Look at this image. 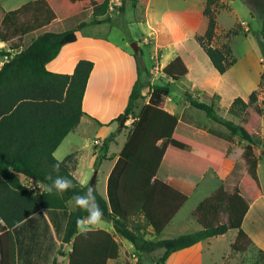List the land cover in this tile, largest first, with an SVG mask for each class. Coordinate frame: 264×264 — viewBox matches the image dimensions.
<instances>
[{
    "label": "trees",
    "instance_id": "trees-1",
    "mask_svg": "<svg viewBox=\"0 0 264 264\" xmlns=\"http://www.w3.org/2000/svg\"><path fill=\"white\" fill-rule=\"evenodd\" d=\"M244 1L253 11L254 0ZM137 2L146 6L149 0ZM109 6L110 0H35L2 14L1 41L16 37L21 42L25 36H33L12 57L7 53L0 67V264H31L26 260L21 262L23 237L19 236L30 230V240L39 250V239L47 235L50 224L55 234L60 235L58 253L63 255L61 249L70 244L66 264H107L119 257L120 243L114 235L102 229L92 230L87 235L78 231L77 218L85 213L75 207L68 208V203L75 192L82 194L87 187L73 176L76 162L71 159L74 153L62 161L53 155L81 117L87 116L82 110V99L93 63L80 60L71 75L52 73L45 68L62 46L76 41V30L87 25L110 23ZM215 6V0H206L202 11L207 19L206 29L202 36L195 37V41L213 69L223 75L235 64V59L227 46H211L216 31V16L212 9ZM86 10L91 11V20L79 23L73 29L63 30L59 22L54 23L56 19L63 20ZM119 11H123L122 6ZM102 16L106 17L99 19ZM262 26L264 59V17ZM133 57L137 77L123 113L111 123L116 122L123 128L128 117L134 115L138 101L144 98V90L148 100L141 105L136 120L131 123L127 141L108 176L106 199L95 191L104 213L103 220L112 224L115 233L129 242L136 252L150 254L161 249L155 264H165L172 253L224 235L229 230L236 231L231 252L243 253L254 247L242 228V221L250 205L262 196L257 173L258 146L253 134L263 111L255 105L256 92H252L247 101L236 97L229 104L227 111L240 120L238 124L218 115L211 102L185 93L191 107L224 127L230 138L238 137L246 143L241 155L246 172L231 192L221 184L194 208L191 216L200 226L199 230L172 239L151 240L161 234L187 199L184 191L175 186L176 182L201 179L208 170L217 173L231 151L225 141L182 127L178 117L165 110L172 83L188 73L180 57L163 67L162 74L168 79L165 84H150L139 53ZM261 104L264 106V99ZM114 134L103 140L95 159V169L104 159L102 154L106 153ZM57 162L59 173H54L52 166ZM161 167L167 168L169 173H182L186 178L163 183L156 178ZM49 173L67 176L76 188L59 196L55 191L41 190L35 194L24 187L23 180L50 184L51 181L46 180ZM222 213L226 214L224 223L220 220ZM257 256L253 264H264V251L257 249Z\"/></svg>",
    "mask_w": 264,
    "mask_h": 264
},
{
    "label": "rangeland",
    "instance_id": "rangeland-1",
    "mask_svg": "<svg viewBox=\"0 0 264 264\" xmlns=\"http://www.w3.org/2000/svg\"><path fill=\"white\" fill-rule=\"evenodd\" d=\"M215 1L216 6L212 9L216 16V31L211 46L217 48L227 46L235 59V64L223 75L213 69L195 41V37L202 36L206 29L207 19L202 14L206 0H149L146 6H140L137 0H126L124 3L120 1V4L113 6L112 10L114 30L111 39L119 45H125L132 53L131 43L137 44L139 57L142 66L147 70L150 84L167 83L168 79L162 74L164 65L175 57L183 60L188 73L172 83L164 108L167 112L180 116L183 122L192 127L212 131L229 145L234 167L230 175L222 181L227 192L233 190L246 172V165L241 157L246 143L238 137L230 138L224 127L207 119L202 111L191 107L184 95L187 93L201 101L211 102L218 115L238 124L240 120L227 111L229 104L236 97L247 101L249 95L256 92L255 105L262 108L263 114L255 128L253 140L258 146L256 155L260 165L257 173L262 189V204H264V154L262 153L264 152V106L261 104L264 99V59L261 52L264 0H254L253 3L256 5L253 11L252 6L250 7L244 0ZM120 5L123 7L121 12ZM145 91H143L144 98L138 101L134 115L128 117L124 127L131 128L139 108L147 102L148 95ZM97 130L95 124L82 123L77 132L70 134L57 153L63 159L66 153L61 152H68L69 148L77 151L74 152L71 161L76 164L79 161L82 175L89 179L86 184H91L95 172H91L88 167L90 156L100 153L102 147V141L95 138ZM102 155L105 157L104 154ZM219 179L211 172L205 180L191 178L187 181H177L175 186L181 188L189 198L181 215H185L186 219L189 218L194 206L211 194ZM23 185L35 194L42 190L40 184L27 180H23ZM68 208H74L71 201L68 203ZM220 220L222 223L226 222L225 213H222ZM108 224L102 222L104 226ZM195 228L199 229L198 224ZM193 230H195L193 224L192 227L173 226L156 238L172 239L194 232ZM233 233L234 231H231V234ZM146 237L150 239V236ZM56 239L61 246L60 235L56 236ZM39 240L37 264H52L53 260L56 264H66L70 244L63 246L61 249L63 255H61L58 253L60 247L57 241L54 242L52 238L47 239V237ZM217 244L218 247L213 248L211 256L216 257L224 251L225 245L222 241ZM257 249L258 247L254 246L243 253L231 252L228 258L236 259L237 263L232 264H253L258 258ZM161 253L162 250L157 249L150 254H141L128 244L125 246L120 244L119 257L112 264H155Z\"/></svg>",
    "mask_w": 264,
    "mask_h": 264
},
{
    "label": "crops",
    "instance_id": "crops-1",
    "mask_svg": "<svg viewBox=\"0 0 264 264\" xmlns=\"http://www.w3.org/2000/svg\"><path fill=\"white\" fill-rule=\"evenodd\" d=\"M32 1L35 0H0V21L4 12L15 10L22 5ZM120 1L121 3H124V1L126 0H110L109 11L107 14L111 18L110 23L87 25L82 27L81 29L76 30V41L62 46L58 55L52 61L48 62L45 65L46 70L49 72L71 75L75 69L76 64L80 60H89L93 63V68L89 74L82 99V110L87 114V116L81 117L79 124L63 139V141L54 151L53 155L58 161H62L71 153L77 152L76 150H74V148L68 147V152L60 151L61 153H66V156L63 159L57 155L61 146H63L64 142L67 140L70 134L77 132L79 126L82 123L95 124L98 127L95 138L102 142L104 139L108 138L111 133H115L112 140L108 143L107 151L104 154L105 157L98 164L97 169L94 168L97 154L90 156L88 164L89 170L91 172L96 171V177L92 184H86L88 183L89 179L85 177V175H82L81 169H79V161L77 162L75 169L73 170V176L82 186H93L96 193H98L104 199H106L108 176L113 169L131 130V128L127 127L120 128V124H117L116 122L111 123V121H113L123 113L127 105L131 88L137 77L136 63L133 57V53L130 52V50H128L125 45H119L111 39V34H113L112 31L114 30L112 10L113 6L120 4ZM91 17V11L86 10L63 20L58 21V19H56L54 20V23L59 22V25L63 30H70L75 28L79 23L89 22L91 20ZM105 17L106 16H102L99 19H104ZM32 36L33 35L25 36L21 42L17 41L16 37L5 42L0 40V67L6 60L7 53L10 55V57H12L13 55L21 51L22 48L30 41ZM178 120L181 126L184 128L192 129L193 131L201 135H208L213 138L222 140L221 138L217 137L212 131L192 127L191 125L183 122L180 116L178 117ZM97 122L103 125H100ZM259 162L260 161H258L257 171L260 165ZM233 167L234 160L232 159V157H230L229 153L223 160L217 173L208 170L206 174L199 180H205L209 173H214L215 176L220 178L214 186L215 190L222 184V181L228 175H230ZM175 172L169 173L167 168L161 167L156 174V178L163 183H169L172 179L175 178H186V175ZM188 201L189 198L187 196V199L183 206L178 210V212L174 215L169 224L161 233L173 226L175 227L178 225H184L186 227H192V224L193 229H195L193 231H197L195 228L197 224L196 220L194 218L192 219L190 214L189 218L187 219L185 215H181ZM262 202L263 198L261 196L250 205L248 212L246 213L242 221V228L249 235L254 243V246L258 247V249L264 250V204H262ZM198 204H196V206ZM196 206H194V208ZM49 227V232L45 237H43V239L46 237L47 239L52 238L55 242L57 241V235L55 234V231L51 224L49 225ZM97 229L105 230L114 235L115 240H117L118 243L124 246L125 244H128V246H132L129 242L120 238L115 233L114 228L110 223L105 226L101 223L93 230ZM231 231L234 230H229L224 235L206 239L193 245L192 247L174 252L168 257L165 264H224L227 262H229L228 264H232L234 262L237 263L235 258H228L231 253L230 246L236 236V231H234L233 234H231ZM228 234L231 235L228 236ZM30 235V230H25L23 235L19 236L20 238L23 237V245H21L20 247L21 262L23 260H26V262H30L31 264H37V256L39 253L38 247L35 246V244L30 240ZM156 237L158 236H153L151 238L153 240H159ZM217 240L222 241V243L225 245V248L224 251L214 257L211 255L213 254V248L217 249L218 247L217 242L220 241ZM59 244L60 242L57 241V245ZM50 252L51 250L49 251V253ZM114 261L115 260H109L107 264H112Z\"/></svg>",
    "mask_w": 264,
    "mask_h": 264
},
{
    "label": "clouds",
    "instance_id": "clouds-1",
    "mask_svg": "<svg viewBox=\"0 0 264 264\" xmlns=\"http://www.w3.org/2000/svg\"><path fill=\"white\" fill-rule=\"evenodd\" d=\"M59 169V162L53 164L52 170L54 173H59ZM46 180L51 181V183L41 184L39 187L43 191L49 193L55 191L59 196H63L66 192L76 188L73 180L69 179L67 176H61L58 174L53 176L52 173H49L46 176ZM70 199L75 208H78L85 213L84 216L78 217L76 221L77 229L82 235H87L96 226L103 222L104 213L99 206L93 186L89 185L87 190L82 194L75 192Z\"/></svg>",
    "mask_w": 264,
    "mask_h": 264
},
{
    "label": "water",
    "instance_id": "water-1",
    "mask_svg": "<svg viewBox=\"0 0 264 264\" xmlns=\"http://www.w3.org/2000/svg\"><path fill=\"white\" fill-rule=\"evenodd\" d=\"M131 47L133 49V54L138 53V46L136 43H131ZM121 122H123V120ZM262 153L264 154V152ZM95 177H96V171L94 172V177H93V181L91 182V184L94 182Z\"/></svg>",
    "mask_w": 264,
    "mask_h": 264
}]
</instances>
